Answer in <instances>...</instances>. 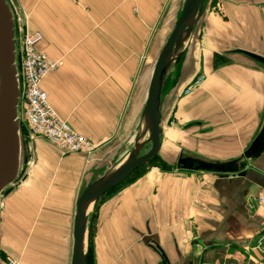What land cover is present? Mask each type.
<instances>
[{
	"label": "crops",
	"instance_id": "crops-1",
	"mask_svg": "<svg viewBox=\"0 0 264 264\" xmlns=\"http://www.w3.org/2000/svg\"><path fill=\"white\" fill-rule=\"evenodd\" d=\"M7 1L61 63L40 83L49 105L95 149L63 155L19 131L0 264H70L78 196L148 138L149 81L184 0ZM179 52L161 87L156 156L87 210V264H264V0H206Z\"/></svg>",
	"mask_w": 264,
	"mask_h": 264
},
{
	"label": "water",
	"instance_id": "water-1",
	"mask_svg": "<svg viewBox=\"0 0 264 264\" xmlns=\"http://www.w3.org/2000/svg\"><path fill=\"white\" fill-rule=\"evenodd\" d=\"M206 0H184L173 30L155 62L143 109V121L148 138L136 144L127 159L117 168L88 184L78 196L72 231L70 264H87L83 243L89 206L107 191L119 186L135 169L154 158L160 145V94L168 68L180 58L179 48L187 38ZM19 91L16 82L14 23L5 0H0V195L16 179L19 165V123L17 105ZM148 144V150L140 155ZM191 170L224 172L220 165L193 159L180 161ZM185 163L187 165H185Z\"/></svg>",
	"mask_w": 264,
	"mask_h": 264
},
{
	"label": "built area",
	"instance_id": "built-area-1",
	"mask_svg": "<svg viewBox=\"0 0 264 264\" xmlns=\"http://www.w3.org/2000/svg\"><path fill=\"white\" fill-rule=\"evenodd\" d=\"M11 13L14 23L16 82L19 91L17 105L19 127L25 128L31 137L45 140L63 155L87 156L95 149V144L76 133L57 116L40 86L42 79L61 65L60 61L49 59L39 49L41 34L28 33L24 24L20 26L21 21L17 17V12ZM188 92L189 90L184 91V94ZM255 202L263 214L264 222V188L257 193ZM7 264L16 263L10 260Z\"/></svg>",
	"mask_w": 264,
	"mask_h": 264
},
{
	"label": "rangeland",
	"instance_id": "rangeland-1",
	"mask_svg": "<svg viewBox=\"0 0 264 264\" xmlns=\"http://www.w3.org/2000/svg\"><path fill=\"white\" fill-rule=\"evenodd\" d=\"M6 1V3H7V5H9V3H8V1L7 0H5ZM11 11V10H10ZM17 17H18V19L21 21V24H20V26L23 24V16H21V13L20 12H17ZM16 45H17V47H18V44L16 43ZM19 148H20V142H19ZM147 149L148 148H146L145 150L147 151ZM145 151H143L142 153H144ZM19 167V166H18ZM21 170V169H20ZM21 178V173H20V175H19V177H18V180ZM8 191V189L6 188L5 189V191ZM5 191L3 192V193H1V194H5ZM6 191V192H7Z\"/></svg>",
	"mask_w": 264,
	"mask_h": 264
},
{
	"label": "trees",
	"instance_id": "trees-1",
	"mask_svg": "<svg viewBox=\"0 0 264 264\" xmlns=\"http://www.w3.org/2000/svg\"><path fill=\"white\" fill-rule=\"evenodd\" d=\"M22 129H23V127H22V126H20V127H19V131H21Z\"/></svg>",
	"mask_w": 264,
	"mask_h": 264
}]
</instances>
